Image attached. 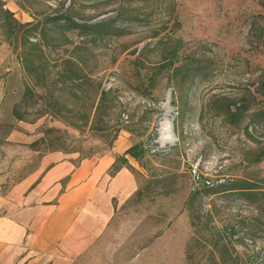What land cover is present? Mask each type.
<instances>
[{"label":"rangeland","instance_id":"374dc122","mask_svg":"<svg viewBox=\"0 0 264 264\" xmlns=\"http://www.w3.org/2000/svg\"><path fill=\"white\" fill-rule=\"evenodd\" d=\"M2 2L40 52L22 63L0 28V193L49 153L99 157L126 133L139 188L103 264H264V0Z\"/></svg>","mask_w":264,"mask_h":264},{"label":"crops","instance_id":"0c3cea01","mask_svg":"<svg viewBox=\"0 0 264 264\" xmlns=\"http://www.w3.org/2000/svg\"><path fill=\"white\" fill-rule=\"evenodd\" d=\"M126 135L99 157L49 153L0 193V264L106 263L96 250L117 207L139 188Z\"/></svg>","mask_w":264,"mask_h":264},{"label":"trees","instance_id":"16d2710c","mask_svg":"<svg viewBox=\"0 0 264 264\" xmlns=\"http://www.w3.org/2000/svg\"><path fill=\"white\" fill-rule=\"evenodd\" d=\"M32 23H21L19 20H17L14 17V14L10 12L5 7V4L0 0V28L4 31L3 39L2 41L12 43V41L15 42V50L18 51L17 55L19 59L22 61V63L28 59L29 54H32L34 56H38L40 52V47L38 43H31L28 48L26 47V44L28 43L27 40V29L28 26ZM70 28L73 29H83L85 27H93L98 26L101 24H95L93 26H88L86 23H78L74 21L73 19H70ZM232 105L235 106L234 110H231V108L228 109V117L231 121H237L240 119V114L243 112L242 104L233 103ZM257 114L264 115V110H259ZM143 153V149L140 145H133L131 146L126 152L125 155H130L133 158L138 159L141 154ZM125 161L124 156H117V161ZM118 166H114V170H117ZM233 185V184H232ZM256 187V183L249 181V180H239L235 182L233 189L234 191L241 193L243 196H248L252 194H256L258 189Z\"/></svg>","mask_w":264,"mask_h":264},{"label":"bare ground","instance_id":"6f19581e","mask_svg":"<svg viewBox=\"0 0 264 264\" xmlns=\"http://www.w3.org/2000/svg\"><path fill=\"white\" fill-rule=\"evenodd\" d=\"M159 140L161 143H170L173 142V136L171 134V125L167 119H164L160 122L159 125Z\"/></svg>","mask_w":264,"mask_h":264},{"label":"built area","instance_id":"2783aa9c","mask_svg":"<svg viewBox=\"0 0 264 264\" xmlns=\"http://www.w3.org/2000/svg\"><path fill=\"white\" fill-rule=\"evenodd\" d=\"M206 184H207V185H211L209 181H206Z\"/></svg>","mask_w":264,"mask_h":264}]
</instances>
